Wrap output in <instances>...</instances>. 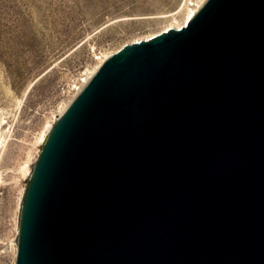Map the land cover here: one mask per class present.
Wrapping results in <instances>:
<instances>
[{
  "label": "water",
  "instance_id": "95a60500",
  "mask_svg": "<svg viewBox=\"0 0 264 264\" xmlns=\"http://www.w3.org/2000/svg\"><path fill=\"white\" fill-rule=\"evenodd\" d=\"M16 264H264V0L126 43L50 134Z\"/></svg>",
  "mask_w": 264,
  "mask_h": 264
},
{
  "label": "rangeland",
  "instance_id": "374dc122",
  "mask_svg": "<svg viewBox=\"0 0 264 264\" xmlns=\"http://www.w3.org/2000/svg\"><path fill=\"white\" fill-rule=\"evenodd\" d=\"M206 0H0V264H16L50 128L103 61Z\"/></svg>",
  "mask_w": 264,
  "mask_h": 264
},
{
  "label": "bare ground",
  "instance_id": "6f19581e",
  "mask_svg": "<svg viewBox=\"0 0 264 264\" xmlns=\"http://www.w3.org/2000/svg\"><path fill=\"white\" fill-rule=\"evenodd\" d=\"M195 12H196V10L194 11V10H190V11H188V13H187V15H186V17H185V19L183 20V22L181 23V24H177V25H174L173 27H180L181 25H184L194 14H195ZM166 30H167V28H166ZM151 37V36H150ZM149 38V37H148ZM81 92V91H80ZM69 109V108H68ZM67 109V110H68ZM66 110V111H67ZM65 111V112H66ZM57 123H58V121H56L55 122V124L54 125H52V127L50 128V134H52V132L55 130V128L57 127ZM27 196H28V194H27Z\"/></svg>",
  "mask_w": 264,
  "mask_h": 264
}]
</instances>
